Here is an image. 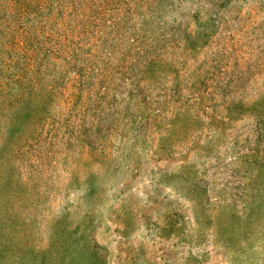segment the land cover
Here are the masks:
<instances>
[{
  "label": "rangeland",
  "instance_id": "obj_1",
  "mask_svg": "<svg viewBox=\"0 0 264 264\" xmlns=\"http://www.w3.org/2000/svg\"><path fill=\"white\" fill-rule=\"evenodd\" d=\"M0 264H264V0H0Z\"/></svg>",
  "mask_w": 264,
  "mask_h": 264
}]
</instances>
